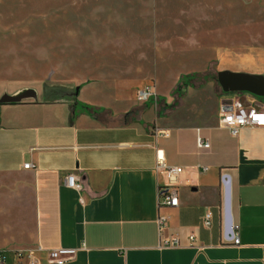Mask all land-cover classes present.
Returning <instances> with one entry per match:
<instances>
[{
    "label": "crops",
    "instance_id": "1",
    "mask_svg": "<svg viewBox=\"0 0 264 264\" xmlns=\"http://www.w3.org/2000/svg\"><path fill=\"white\" fill-rule=\"evenodd\" d=\"M256 4V42L243 33L233 61L218 54L219 68L169 74L162 97L156 75L158 100L145 107L128 93L133 83L108 80L114 74L83 80L71 93L25 82L1 88L0 97L18 99L0 104V174L21 179L2 187L10 196L0 211L2 264H26L27 255L45 264L56 247L77 249L64 264H264V126L232 135L218 124L222 107L264 103V0ZM204 72L205 79L194 75ZM182 78L187 86L168 113L169 92ZM197 136L207 149L196 147ZM158 151L181 172L157 169ZM68 173L80 177L81 190L64 185ZM225 175L237 244L225 229ZM166 185L178 205H158ZM172 238L179 244L159 246Z\"/></svg>",
    "mask_w": 264,
    "mask_h": 264
},
{
    "label": "rangeland",
    "instance_id": "2",
    "mask_svg": "<svg viewBox=\"0 0 264 264\" xmlns=\"http://www.w3.org/2000/svg\"><path fill=\"white\" fill-rule=\"evenodd\" d=\"M247 2L0 0V91L25 82L71 93L83 80L114 74L108 80L130 81L128 93H136L146 85L155 89L158 75L157 95L165 96L169 74L216 69L218 54L233 61L241 52L243 33L245 41H257L250 34L260 20L258 0ZM229 52L233 54L227 56ZM184 83L182 78L169 92L168 113L176 110ZM157 95L143 106L158 100ZM18 180L0 174V211L10 197L2 196L9 192L2 187Z\"/></svg>",
    "mask_w": 264,
    "mask_h": 264
},
{
    "label": "built area",
    "instance_id": "3",
    "mask_svg": "<svg viewBox=\"0 0 264 264\" xmlns=\"http://www.w3.org/2000/svg\"><path fill=\"white\" fill-rule=\"evenodd\" d=\"M136 99L139 102H145L149 98L153 97L156 99V93L153 86L146 85L136 92ZM218 124L221 127L226 128L232 135H236L238 131L244 126H264V103L258 106H243L240 103H235L229 107H222L218 114ZM160 134H165V132H160ZM196 147L201 149H207L209 147V142L207 139H203L200 136L196 137ZM29 163H24L23 167L28 168ZM156 168L165 171L169 177H173L179 172H181L180 167L167 166L164 163V158L162 153L159 151L156 153ZM64 185L74 189L81 190L82 182L80 177L73 173H68L63 179ZM158 205L159 206H176L178 205L177 191L174 186L166 185L158 188ZM165 219L163 217H158L157 225L158 231H160L163 226ZM202 224L205 227H209L211 224V213L206 211L202 217ZM189 240L192 241L194 236L190 235ZM231 243L237 244L239 242L237 234V226L231 228L230 235ZM179 242L177 238H172L170 240L161 241L159 246H175ZM76 248L72 247H56L46 250L45 254V264H64L72 260L76 253ZM21 253H17L20 256ZM4 262L3 254H0V264ZM26 264H38L37 259L32 255H27Z\"/></svg>",
    "mask_w": 264,
    "mask_h": 264
},
{
    "label": "water",
    "instance_id": "4",
    "mask_svg": "<svg viewBox=\"0 0 264 264\" xmlns=\"http://www.w3.org/2000/svg\"><path fill=\"white\" fill-rule=\"evenodd\" d=\"M220 73L218 74V79L220 80ZM255 93V91H252ZM18 97L9 96V95H2L0 97V104L4 102H13L16 101ZM223 185H224V214H225V229L226 232L230 231L231 228V218H230V185H229V178L227 175L223 178Z\"/></svg>",
    "mask_w": 264,
    "mask_h": 264
},
{
    "label": "trees",
    "instance_id": "5",
    "mask_svg": "<svg viewBox=\"0 0 264 264\" xmlns=\"http://www.w3.org/2000/svg\"><path fill=\"white\" fill-rule=\"evenodd\" d=\"M195 76H197V77H199V78H206L205 76H206V73L204 72V73H196V74H194ZM89 108V107H88Z\"/></svg>",
    "mask_w": 264,
    "mask_h": 264
}]
</instances>
